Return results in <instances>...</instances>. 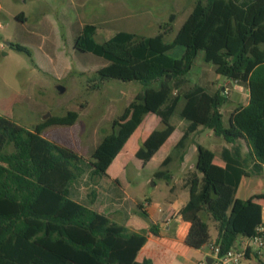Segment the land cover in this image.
<instances>
[{
	"label": "trees",
	"instance_id": "obj_1",
	"mask_svg": "<svg viewBox=\"0 0 264 264\" xmlns=\"http://www.w3.org/2000/svg\"><path fill=\"white\" fill-rule=\"evenodd\" d=\"M16 19L24 21L22 14ZM174 20L170 14L153 37L118 31L101 43L94 39L96 26L85 24L75 39L76 50L108 62L89 80L91 88L109 79L141 86L89 161L40 135L51 125L74 124L76 113L50 117L33 130L0 115V264H152L136 261V255L147 233L158 235L157 226L131 233L70 197V187L86 172L106 176L131 136L133 128L125 125L139 126L148 114L156 115L162 128L153 130L136 151L142 163L172 134L174 115L184 128L173 150H183L198 127L231 146L221 150L224 166L213 162L210 150L196 146L195 171L185 179L189 199L178 213L190 224L184 244L200 250L209 242L207 218L216 226L220 254L254 233L261 206L254 197L244 201L235 193L243 178L264 170V0H197L172 42L165 43ZM176 46L183 48L180 58L170 55ZM9 48L30 56L23 46ZM199 52L216 75L248 89V103L231 114L227 125L220 113L227 101L224 93H209L197 84L183 89ZM240 140L249 149L245 157ZM169 162L168 156L162 167ZM153 177L170 180L161 170ZM257 198L264 200V193Z\"/></svg>",
	"mask_w": 264,
	"mask_h": 264
},
{
	"label": "rangeland",
	"instance_id": "obj_2",
	"mask_svg": "<svg viewBox=\"0 0 264 264\" xmlns=\"http://www.w3.org/2000/svg\"><path fill=\"white\" fill-rule=\"evenodd\" d=\"M196 1L0 0V115L28 129L50 117H64L69 110L76 111L78 118L74 124L52 125L44 134L55 144L76 153L82 162L89 161L102 138L113 132V120L123 112L130 99L141 91V86L137 82L109 79L101 84L96 82L98 87L91 88L93 83H89V80L96 77L97 70L108 62L74 48L75 39L83 26H96L94 39L97 43L108 40L118 31L153 37L160 31L159 27L168 21L169 15L174 14L171 31L164 38L165 43H171ZM19 14L23 15L24 21L16 19ZM7 44L25 47L30 56L10 49ZM182 54L183 48L180 46H176L170 53L174 58H180ZM202 57L199 52L186 76L188 83L183 89L198 84L199 77L210 82L216 78V84L226 81V78L216 76L212 65L204 63ZM58 87H62L64 92L60 93ZM210 88L213 86L208 84L207 90ZM233 92L242 98L233 95L234 100H228L222 106L224 125L236 106L234 101H238L239 106L247 99L246 94H242L239 89L229 88V92L224 95L231 99ZM181 106L182 103L179 109ZM175 117H172L173 122ZM125 126L134 128L131 122ZM191 141L195 147L197 143L216 155L221 146L226 144L207 128ZM173 142L174 138L166 149ZM239 143L245 153L247 145L242 141ZM127 158L131 199H138L143 205L142 190L147 194L158 185L153 192L152 204L162 202L164 192L161 187H165L166 181L152 176L153 172L160 170L157 162L142 167L134 154ZM92 181L94 179L88 172L79 177L71 187L72 196L79 197L80 192L88 193L89 190L83 189ZM75 189H78V194L73 192ZM262 193L264 171L244 178L235 197L245 201ZM127 206L134 214L135 221L142 226H150L151 221L137 206L131 202ZM207 223L211 235L209 241H212L216 226L210 218H207ZM204 251L207 252L206 248ZM249 259L251 264L264 262V259L255 255Z\"/></svg>",
	"mask_w": 264,
	"mask_h": 264
},
{
	"label": "crops",
	"instance_id": "obj_3",
	"mask_svg": "<svg viewBox=\"0 0 264 264\" xmlns=\"http://www.w3.org/2000/svg\"><path fill=\"white\" fill-rule=\"evenodd\" d=\"M197 83V85L201 86L205 90L208 89V84L209 86H213V88H210L211 91L207 90L209 93H215L217 89L219 91L221 90L222 93H224V91L229 92V88L239 89L242 94L245 93L247 97V99H245V103L243 105L237 106L238 101L235 100L234 102L236 103L234 104L236 106L234 107L233 112L238 107L244 106L248 103V89L245 86L235 84L228 79H226V81L223 83L221 82V84H216L218 83V80L216 78L210 82L207 81L206 78L203 79V77H199ZM233 95L238 96L236 92H233L232 98L227 99L226 103L228 102V100L229 102H232V100H234ZM134 97L130 99L128 104L134 99ZM240 97L241 96H238L237 98ZM180 109L178 106V110ZM68 112H74L77 114V112L73 110H69ZM220 113L223 116L222 107L220 108ZM228 121L229 119L225 122V125L228 124ZM37 124L28 129L33 130ZM171 124L174 126V131L164 142V144L158 149V151L152 156V158L146 163H142V161L139 160L142 163V167L148 166L149 164H151V162L156 161L159 165V169L161 171H166L170 175L169 183H166L165 187H161L164 192L162 202L152 204L153 192L156 191L158 185L155 186L154 190L147 194L144 190H142V194L144 196L143 205H141L138 199H131L129 194V190L131 189V182L127 179V157L133 154L135 157L136 151L149 136V134L153 130L162 128L159 118L153 114L146 115L142 123L132 129L131 136L123 146L122 150L114 158L110 166L107 168L106 176H92V180L94 179V181H92L85 187V189H83L89 190V192H80L79 197L72 196L71 186L70 197L73 200L88 206L90 209L96 211L97 213L108 216L111 221L119 225H123L131 233L148 231L151 226H157L158 235L155 236L153 234L147 233L146 243L137 253L136 261L141 262L144 259H147L150 260L152 264H200L207 257L208 251H204V249L206 248L205 246L200 250H194L188 248L184 244L185 238L190 229V224L184 221L178 213L185 206L189 199V191L185 185V179L189 174L195 171L196 147L192 144L191 140L193 139V137H195V135L201 133L204 128L198 127L197 130L192 135H190L185 148L181 151H175L173 150V148L182 135L184 123L183 121L175 117L174 122L171 119ZM47 128L43 129L40 135L44 139L50 141V138H48V136L44 134V131ZM173 138L174 142L171 143V146L166 149L167 144H169V142ZM240 141L244 142L243 140ZM197 145L199 144L196 143V146ZM224 147L229 148L226 144L222 145L219 154H214L213 162L216 165L224 166L223 161L220 159V153L222 148ZM126 148H128L127 151ZM248 152L249 149L247 147L245 153L242 150V156H247ZM126 153H128V155ZM168 156L170 157V162L165 167H162V162ZM154 173L155 172H153L152 176L154 175ZM175 173H177V176H175ZM251 175L257 174L250 173L246 178H249ZM242 180L240 184L242 183ZM113 184H115V186ZM73 192L78 194V189H75ZM258 195L259 194H257V196ZM257 196H254L253 200L261 206V221L264 211V200L257 198ZM128 202H131L135 206H137L139 210H141V213L149 218V220L151 221L150 226H142L138 221L134 220V214L128 209ZM209 236H211L210 233ZM216 236L217 232H215L214 237H212V241L215 240ZM251 262V259L247 258L242 262V264H251Z\"/></svg>",
	"mask_w": 264,
	"mask_h": 264
},
{
	"label": "built area",
	"instance_id": "obj_4",
	"mask_svg": "<svg viewBox=\"0 0 264 264\" xmlns=\"http://www.w3.org/2000/svg\"><path fill=\"white\" fill-rule=\"evenodd\" d=\"M234 83V82H233ZM227 91H224L226 93ZM212 264H242L251 255L264 259V211L260 223L255 227L254 233L249 237H240L238 247L220 254L219 247L214 241L205 245ZM200 264H208L203 260Z\"/></svg>",
	"mask_w": 264,
	"mask_h": 264
},
{
	"label": "water",
	"instance_id": "obj_5",
	"mask_svg": "<svg viewBox=\"0 0 264 264\" xmlns=\"http://www.w3.org/2000/svg\"><path fill=\"white\" fill-rule=\"evenodd\" d=\"M7 45H9V44H7ZM57 89H58V91H59L60 93H63V92H64V89H63L62 87H58ZM205 261H206L208 264H212V258H211V257H206V258H205Z\"/></svg>",
	"mask_w": 264,
	"mask_h": 264
}]
</instances>
